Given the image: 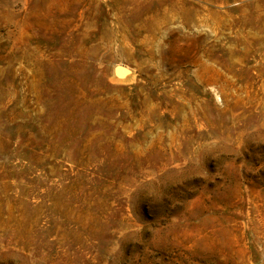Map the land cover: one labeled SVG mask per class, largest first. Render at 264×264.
I'll return each instance as SVG.
<instances>
[{"label": "rangeland", "instance_id": "374dc122", "mask_svg": "<svg viewBox=\"0 0 264 264\" xmlns=\"http://www.w3.org/2000/svg\"><path fill=\"white\" fill-rule=\"evenodd\" d=\"M0 264H264V0H0Z\"/></svg>", "mask_w": 264, "mask_h": 264}, {"label": "bare ground", "instance_id": "6f19581e", "mask_svg": "<svg viewBox=\"0 0 264 264\" xmlns=\"http://www.w3.org/2000/svg\"><path fill=\"white\" fill-rule=\"evenodd\" d=\"M117 71H120V70L117 69Z\"/></svg>", "mask_w": 264, "mask_h": 264}]
</instances>
